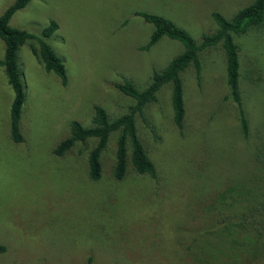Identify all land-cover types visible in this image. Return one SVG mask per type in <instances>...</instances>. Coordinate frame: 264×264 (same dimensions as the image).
Listing matches in <instances>:
<instances>
[{"label": "rangeland", "instance_id": "obj_1", "mask_svg": "<svg viewBox=\"0 0 264 264\" xmlns=\"http://www.w3.org/2000/svg\"><path fill=\"white\" fill-rule=\"evenodd\" d=\"M13 1L0 0V14ZM252 1L30 0L14 13L9 24L36 36L51 20L58 24L47 41L62 59L68 81L62 85L44 69L30 49L38 46L36 40L20 47L24 140L14 143L9 134L13 91L0 67V244L6 247L0 264H85L89 256L91 264H226L207 257L228 249L220 236L222 217L245 189L257 198L264 193V173L241 169L264 135V23L234 36L250 125L247 139L239 131L224 54L217 46L201 53L200 86L193 67L182 74V131L172 122L170 84L137 117L139 136L157 168L155 178L133 171L121 181L113 178L114 135L97 181L88 178L85 165L94 141L62 157L52 150L68 134L71 120L90 124L94 104L104 106L110 117L126 111L133 100L115 83L130 79L143 88L154 70L183 50L167 37L141 49L153 26L135 11L163 15L200 41L216 29L213 11L231 18ZM3 48L0 39V58ZM248 244L254 257L238 264L264 262L263 247Z\"/></svg>", "mask_w": 264, "mask_h": 264}, {"label": "trees", "instance_id": "obj_2", "mask_svg": "<svg viewBox=\"0 0 264 264\" xmlns=\"http://www.w3.org/2000/svg\"><path fill=\"white\" fill-rule=\"evenodd\" d=\"M29 1L14 0L0 14V39L4 47L0 67L13 91L9 109V134L14 143L24 140L20 129L21 111L25 102L18 55L20 47L31 39L36 40L38 46L31 44L30 49L43 64L44 69L54 72L62 85H66L68 81L62 59L47 41V38L58 29V24L54 20L43 28L40 36L9 24L14 13L26 6ZM134 15L142 17L153 26L148 41L141 46V49L149 50L162 38L167 37L180 42L183 50L172 57L164 68L154 70L149 82L143 88L137 87L130 79L115 83V88L119 92L133 100L125 112L110 117L104 106L94 104L89 125H84L76 119L70 121L68 134L58 141L52 153L57 157H62L78 144L94 141L85 158L87 176L91 181L99 180L103 174L102 156L113 135L115 136V149L112 176L116 181L125 179L130 171L139 175H148L151 178L157 176L156 165L149 157L139 136L137 117H143L145 108L157 100L158 91L164 85L170 84L172 122L179 131H182L186 118L185 87L182 74L188 68L193 67L197 85L200 86L202 83L201 53L217 46L221 47L224 54L225 81L229 96L236 105L239 131L243 139L249 137V119L243 107L239 87V47L234 41V36L242 35L264 23V0H253L239 9L231 18L225 17L218 11H213L211 17L216 24V29L211 33H203L200 41H196L185 29L163 15L146 11H135ZM243 164L241 168L243 172L253 170L255 167L256 170L264 173V135L257 137L252 157ZM254 195L251 189H245V195L239 203L224 214L222 219L225 222L220 236L226 238L227 242L224 246L227 247V244L228 249L222 250L219 255L207 256L209 257L208 262L212 259L224 260L226 264H238V260L240 263L249 261L251 260L249 256L254 257V254L244 245H249L248 243L252 241L258 242L264 249V193L260 198ZM5 250V245L0 244V253ZM91 262L92 257L89 256L85 264H91ZM259 264H264V262L260 261Z\"/></svg>", "mask_w": 264, "mask_h": 264}]
</instances>
